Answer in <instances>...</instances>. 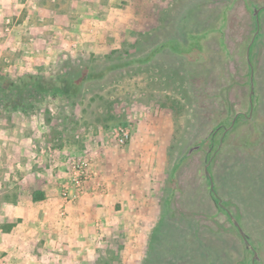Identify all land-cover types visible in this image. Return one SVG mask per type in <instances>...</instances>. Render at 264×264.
I'll return each instance as SVG.
<instances>
[{"label": "rangeland", "instance_id": "1", "mask_svg": "<svg viewBox=\"0 0 264 264\" xmlns=\"http://www.w3.org/2000/svg\"><path fill=\"white\" fill-rule=\"evenodd\" d=\"M97 1L32 0L50 14L36 13L23 24L10 13L0 18V73L6 77L49 76L59 68L64 74L77 66L102 74L82 83L75 96L43 95L33 113L0 107V126L13 136L22 129L17 132L32 138L36 158L49 154L57 219L66 218L69 202L84 208L83 236L67 247L59 240L45 246L34 264H252L253 251L210 194L205 158L211 141L183 158L236 113L250 115V8L245 0H120L108 18L109 8ZM252 3L263 6L264 0ZM88 11L97 23L88 25ZM262 20V38L250 58L254 109L221 143L216 136L209 166L216 197L259 255L254 264H264V15ZM20 30L23 36L14 38ZM107 100L119 121L101 117L110 109ZM46 108L78 119L66 123L61 140L46 136ZM119 127L130 132L124 143ZM68 155L86 156L92 171L86 193L71 201L58 183ZM15 159L0 147V212L4 195L19 186L22 169ZM3 240L0 264H18L27 247Z\"/></svg>", "mask_w": 264, "mask_h": 264}, {"label": "crops", "instance_id": "2", "mask_svg": "<svg viewBox=\"0 0 264 264\" xmlns=\"http://www.w3.org/2000/svg\"><path fill=\"white\" fill-rule=\"evenodd\" d=\"M88 1L85 4H91L90 0ZM119 1L102 0L101 4L97 2L93 4L109 8L107 15L108 18H111L112 13H117L115 7ZM31 2L32 0H0V18L4 14L10 13L19 17L23 24L29 21L32 16L34 17L36 13H40L39 15L42 13L45 16L50 14L48 9L43 8L40 10L33 6V2ZM87 14H90L87 20L88 25L98 22V17L92 11H88ZM19 35L23 36L21 30L20 32L15 31L13 37H19ZM1 47L0 44V49ZM20 130L22 129L14 130L16 134L13 136L9 130L0 126V147H2V151H10L16 157L15 160L20 162L17 166H21L22 169L19 170L22 172L17 170L19 186L12 187L13 190L4 195L2 202L0 231L3 234L0 235V249H2L3 239L6 236L9 238L7 243L11 245L17 246L20 242L21 244L23 242V246L27 248L18 260V264H31L32 262L34 264L39 259L38 253L41 255V251H45V246L52 247L58 240L62 243L65 242L63 243L65 245L67 242L76 240L81 235L83 236L84 230L81 225L84 223V208L80 202H69L65 205V210L68 212L66 218L57 219L59 198L57 197L58 189L53 177L52 160L48 158V153L44 155V158L40 156L36 158L34 156L35 152L30 147L29 140H32V138L30 139V137H25L24 134L17 132ZM44 159L49 160L48 164L45 163ZM61 162H63V159H59V163ZM49 166L50 168L47 169ZM23 173L27 174V179H22L24 177ZM76 216L78 217L76 218ZM67 246L69 245L66 244ZM36 247L39 251H36Z\"/></svg>", "mask_w": 264, "mask_h": 264}, {"label": "trees", "instance_id": "3", "mask_svg": "<svg viewBox=\"0 0 264 264\" xmlns=\"http://www.w3.org/2000/svg\"><path fill=\"white\" fill-rule=\"evenodd\" d=\"M62 69L51 75L45 73H26L17 80L10 79L0 73V107H5L6 110L19 109L25 113H33L38 109L40 102L46 94L53 96H75L78 94V89L85 81L100 77L102 74L89 75L83 73L80 66L72 67L69 71ZM44 95V96H43ZM76 103V102H75ZM77 104V103H76ZM75 104V106H76ZM107 107L110 109L103 113L101 117L105 120L117 122L121 117L116 116L111 108L112 102L107 100ZM111 110V111H110ZM45 121L50 126V132L46 135L49 140L53 137L62 139V133L66 129V123H77L78 119L66 114L54 115L50 109L44 110ZM73 117V118H72ZM75 129V127H72ZM61 141L59 143L61 147Z\"/></svg>", "mask_w": 264, "mask_h": 264}, {"label": "built area", "instance_id": "4", "mask_svg": "<svg viewBox=\"0 0 264 264\" xmlns=\"http://www.w3.org/2000/svg\"><path fill=\"white\" fill-rule=\"evenodd\" d=\"M10 21V20H8ZM118 140L122 143L130 137L127 128L119 127L117 130ZM67 165L66 175L59 180L61 195L65 201L75 200L82 197L86 193V186L91 179L92 171L90 169V161L84 155L70 156L64 158ZM65 211H61L60 215H64Z\"/></svg>", "mask_w": 264, "mask_h": 264}, {"label": "flooded vegetation", "instance_id": "5", "mask_svg": "<svg viewBox=\"0 0 264 264\" xmlns=\"http://www.w3.org/2000/svg\"><path fill=\"white\" fill-rule=\"evenodd\" d=\"M245 3L247 4V7L250 8L251 10V15H252V18H253V25H254V28H255V32H254V38L252 39V41L249 43V48H248V51L247 52V58H251L252 55H253V52L259 47V44H260V38L261 37V30H262V17L264 15V5L263 6H257L255 5L254 3H252V0H245ZM258 10V11H257ZM257 11V13H256ZM220 33H223L222 30L220 31ZM255 86H254V94L251 96L250 95V99H249V113L251 112L252 114V111L254 109V102H255ZM249 118L251 117V115H246V114H241V113H236L231 120L228 121V125H225V124H220L219 126L215 127L214 130L212 131V133H210L207 137H206V141L204 143H202L201 147L203 145H205L209 140L211 141L210 143V146H209V149L207 150V154H206V159H208L210 161V159L212 158L213 156V153L218 149V148H215V138L216 136L220 135L219 137V142L221 143L222 140L225 138V136L227 135V133L229 131H227L226 129L230 126V124L232 123L233 120L234 121V124L242 119V118ZM235 118V119H234ZM234 126V125H233ZM218 146V144H217ZM200 147V148H201ZM199 148V149H200ZM213 197V196H212ZM215 203L221 208L223 209L224 211L227 212V214H229L230 218L232 219V215L228 212V210L226 209L224 203L221 201L219 202L218 198L216 197V201ZM233 221V220H232ZM234 223V222H233ZM235 225V224H234ZM256 260H253L252 258V264H254Z\"/></svg>", "mask_w": 264, "mask_h": 264}, {"label": "water", "instance_id": "6", "mask_svg": "<svg viewBox=\"0 0 264 264\" xmlns=\"http://www.w3.org/2000/svg\"><path fill=\"white\" fill-rule=\"evenodd\" d=\"M257 11H256V13H257ZM248 63H249V67L251 69V75L250 76H251V96H252L254 94V82H253L254 72H253L252 63H251L250 58H248ZM250 115H251V112H250ZM234 121L235 120H233L232 123L230 124V126L226 129L227 131H230L232 129V127L234 125ZM205 141H206V138L203 139L200 144L191 146L189 148L188 152L183 156V158L188 157L194 151L198 150L201 147L202 143H204ZM209 166H210V161L208 159H206L205 173H206V176H207V178H208V180L210 182V194L213 196L214 200L216 201L214 182L212 180V175H211ZM219 202H221V200H219ZM232 220H233L235 226L237 227V229L239 231V234L242 237V239H243V241H244V243L246 245V248L251 249L253 251V260H260L258 253L256 252V250L254 249V247L252 246V244H251V242L249 240V236L243 231V229L241 228L240 224L238 223V221L235 218L232 217Z\"/></svg>", "mask_w": 264, "mask_h": 264}]
</instances>
